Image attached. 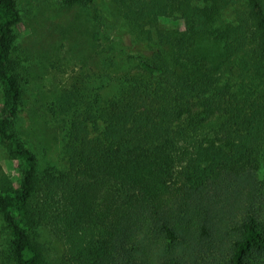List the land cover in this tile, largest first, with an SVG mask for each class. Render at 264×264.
Masks as SVG:
<instances>
[{"label": "trees", "instance_id": "1", "mask_svg": "<svg viewBox=\"0 0 264 264\" xmlns=\"http://www.w3.org/2000/svg\"><path fill=\"white\" fill-rule=\"evenodd\" d=\"M59 1L102 27L97 0ZM221 3L234 8L226 26ZM124 14L177 26L134 75L92 71L73 87L86 110L63 125L68 167L43 170L20 129L21 10L0 0V144L19 172L0 190V264H66L31 234L50 209L71 264H264V0H142Z\"/></svg>", "mask_w": 264, "mask_h": 264}, {"label": "rangeland", "instance_id": "2", "mask_svg": "<svg viewBox=\"0 0 264 264\" xmlns=\"http://www.w3.org/2000/svg\"><path fill=\"white\" fill-rule=\"evenodd\" d=\"M141 1L97 0L96 11L102 16L100 27L83 5L69 6L59 0H18L22 20L15 28L12 58L17 62L25 91L20 129L26 143L37 153L43 170L68 167L62 154L63 125L66 127L69 113L76 116L75 109L80 115L86 110L82 96L78 99L72 95L73 87L80 86L92 71L108 72L115 77L134 75L140 57L150 56L156 50L158 34L166 36L177 26L162 19L151 25L148 16L136 20L125 18L124 11L137 8ZM224 4L218 6L224 14V18H218L221 26L234 17L233 5ZM145 21V25L139 26ZM179 27L185 30L183 21ZM198 43L206 55L215 61L222 59V42L204 35L198 38ZM110 61L116 65L110 66ZM109 91V95L115 92L113 88ZM2 99L0 85V107ZM18 176V160L0 144V190L6 177ZM49 213L38 227L31 228V234L49 249L51 260L61 259L71 264L66 256V238L56 224V211L50 209ZM2 223L0 216V230H4Z\"/></svg>", "mask_w": 264, "mask_h": 264}]
</instances>
